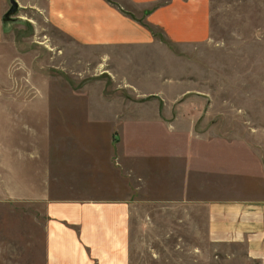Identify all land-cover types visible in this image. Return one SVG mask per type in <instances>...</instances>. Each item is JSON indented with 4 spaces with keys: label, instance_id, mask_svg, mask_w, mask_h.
<instances>
[{
    "label": "rangeland",
    "instance_id": "374dc122",
    "mask_svg": "<svg viewBox=\"0 0 264 264\" xmlns=\"http://www.w3.org/2000/svg\"><path fill=\"white\" fill-rule=\"evenodd\" d=\"M15 1L0 40V264H45V206L12 189L52 135L80 169L51 196L127 202L128 264H264L231 216L264 202V0H207L208 39L186 44L112 0L155 42L107 48L58 29L45 0Z\"/></svg>",
    "mask_w": 264,
    "mask_h": 264
},
{
    "label": "crops",
    "instance_id": "0c3cea01",
    "mask_svg": "<svg viewBox=\"0 0 264 264\" xmlns=\"http://www.w3.org/2000/svg\"><path fill=\"white\" fill-rule=\"evenodd\" d=\"M128 1L136 8L146 10L150 27L160 32L163 40L170 44L208 39L207 0ZM45 3L46 13L56 27L85 46L136 47L155 42L148 28L123 15L113 1L45 0ZM4 7V1L0 0V40L4 32ZM0 60L4 61L2 57ZM68 138L56 136L55 139L52 135V138H39L37 144L38 140L34 139V146H29L28 154L23 158L22 174L13 173L12 190L17 188L30 201H39L45 206V264H128L127 202L66 201L50 194L62 189L57 175L80 169L75 163L77 153L60 154L57 151ZM231 216L235 218L232 219V232L234 230L239 237L247 233L251 254L264 255V202L248 206L235 204ZM245 216L249 218L244 219Z\"/></svg>",
    "mask_w": 264,
    "mask_h": 264
},
{
    "label": "water",
    "instance_id": "95a60500",
    "mask_svg": "<svg viewBox=\"0 0 264 264\" xmlns=\"http://www.w3.org/2000/svg\"><path fill=\"white\" fill-rule=\"evenodd\" d=\"M7 1L10 4L11 8L4 15V17H3V24H5L8 19H11V15H15L18 12V10H19V6H18V4H17V2L15 0H7Z\"/></svg>",
    "mask_w": 264,
    "mask_h": 264
}]
</instances>
